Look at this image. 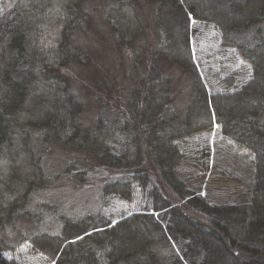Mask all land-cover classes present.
<instances>
[{"label":"trees","instance_id":"obj_1","mask_svg":"<svg viewBox=\"0 0 264 264\" xmlns=\"http://www.w3.org/2000/svg\"><path fill=\"white\" fill-rule=\"evenodd\" d=\"M85 1L15 0L0 14V264H20L4 251L21 243L54 264H264V0H148L161 55L192 77L190 100L180 111L172 76L152 65L131 89L124 119L98 114L92 128L82 125V102L61 71L89 60L72 38L90 20ZM140 4L115 0L106 13L121 46L143 31ZM192 18L214 24L222 49H235L251 65L245 82L235 85L231 74L222 91L209 92L192 53ZM215 124L253 152L255 180L245 204L211 203L178 176L185 157L178 140ZM33 130L42 144L55 138L119 170L102 186V205L108 195L131 200L136 184L153 211L113 222L100 207L80 209L57 214L58 226L29 229V201L51 178ZM75 169L65 171L84 178ZM45 205L32 211L41 216ZM9 232L17 238L7 239ZM160 245L163 255L155 251Z\"/></svg>","mask_w":264,"mask_h":264},{"label":"rangeland","instance_id":"obj_2","mask_svg":"<svg viewBox=\"0 0 264 264\" xmlns=\"http://www.w3.org/2000/svg\"><path fill=\"white\" fill-rule=\"evenodd\" d=\"M14 1L0 0V14ZM114 1H85L84 7L90 14V20L76 29L72 38L87 53L89 60L86 63L70 62L61 68L82 102V125L92 128L98 114H105L107 122L124 119L131 89L138 85L144 72L152 65L163 67L165 73L172 76L175 103L183 111L193 92L192 77L181 66L161 55L162 40L155 19V4L141 0L138 10L144 24L143 31L135 41L121 46L105 19ZM191 24L194 61L210 93L223 90L222 79L226 76L236 74L235 85L242 84L251 76V65L236 54L235 49H222L220 34L214 24L194 18ZM31 135L46 175L51 178L46 187L29 201V209L36 211L46 203L43 207L45 214L41 216L30 210L33 218L26 223L29 229L33 226L47 229L58 226L54 221L57 214L80 209L93 211L100 207L113 222L133 212L153 211L150 196L136 184L131 200L108 195L102 205V186L105 181L120 174L116 167L110 168L106 161L99 162L89 150H72L55 138L42 144L35 130ZM178 141L185 157L176 170L191 189L214 204H245L250 200L255 180L251 150L225 136L218 124L212 130L200 131ZM74 165L78 167L75 172H81L84 178L73 177L65 171ZM37 217L39 220L36 223ZM5 236L12 240L17 238V233L9 232ZM164 248L160 245L155 247V251L163 255ZM4 255L20 264H54L41 254L31 252L28 245L22 243L14 250L4 251Z\"/></svg>","mask_w":264,"mask_h":264}]
</instances>
